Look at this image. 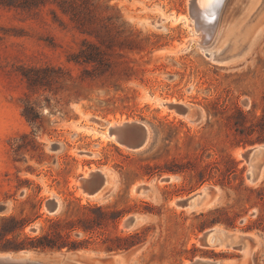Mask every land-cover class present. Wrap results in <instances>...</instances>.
Listing matches in <instances>:
<instances>
[{"label":"rangeland","instance_id":"1","mask_svg":"<svg viewBox=\"0 0 264 264\" xmlns=\"http://www.w3.org/2000/svg\"><path fill=\"white\" fill-rule=\"evenodd\" d=\"M188 1L0 0V220H33L21 235L35 236L48 219L77 220L86 206L121 215L71 235L91 237L88 249L34 259L264 264V203L254 192L264 188V166L248 181L242 157L264 144V0H226L205 45ZM117 123L146 126V147L119 146L108 128ZM93 170L110 185L90 198L82 182ZM138 185L153 192L137 194ZM202 189L210 192L199 207H177ZM133 215L144 221L127 230ZM211 229L242 237L241 250L201 245ZM137 231L133 248L104 250V239Z\"/></svg>","mask_w":264,"mask_h":264},{"label":"trees","instance_id":"2","mask_svg":"<svg viewBox=\"0 0 264 264\" xmlns=\"http://www.w3.org/2000/svg\"><path fill=\"white\" fill-rule=\"evenodd\" d=\"M95 54H98L95 52ZM86 62H95L96 59L91 52L85 54ZM258 142H264V136ZM183 169H165L164 172H181ZM201 172H198L200 175ZM200 184L203 183L201 179ZM258 200L264 203V188L254 191ZM67 207L79 209L76 205L69 203ZM86 211L81 218L69 220L66 218L48 219L46 228H41L40 233L35 236L21 235L26 226L33 222L28 219H18L16 217H5L0 220V252L16 253L19 251L51 252V251H78L88 249V238L86 240H75L72 234L78 237V233L93 234L99 232L108 222L116 223L120 218V213L110 211L108 208L86 206L81 208ZM94 213L98 216H90ZM259 229V227H257ZM141 232H134L129 235H114L103 240L106 252L127 251L139 244Z\"/></svg>","mask_w":264,"mask_h":264},{"label":"water","instance_id":"3","mask_svg":"<svg viewBox=\"0 0 264 264\" xmlns=\"http://www.w3.org/2000/svg\"><path fill=\"white\" fill-rule=\"evenodd\" d=\"M219 6L215 10V14H217L220 10ZM212 26L205 28L204 31L210 36L213 35L214 30H210ZM207 43V42H206ZM175 109L180 112L182 115H186L190 112L191 108L184 107V106H176ZM110 136H113L116 143L125 148L132 150V151H139L143 149L146 145L147 138H148V129L146 126L139 124V123H132V124H123L116 129L110 130ZM264 155V144L254 147L250 150H247L242 155L243 159L249 163L252 161L256 156ZM264 164V158L258 162L259 167L261 168ZM250 174H247L246 179L250 180ZM163 182H169L170 178H166L162 180ZM83 190L88 195H97L100 192L104 191L109 185L110 181L108 176L103 173L101 170L91 172L88 174L87 178L83 179ZM135 193H141L143 195H148L153 192L152 185H138L136 186ZM209 190H204L203 192H196L191 196L178 201L176 203L177 207L181 209H194L197 206H200L202 202L207 198L209 195ZM50 208L52 211H55L57 205L55 203L50 204ZM144 221V218L140 215H133L127 218L123 226L127 230H131L139 225L141 222ZM219 231L216 229H211L205 233H203L202 237L200 238V244L204 247H208V245L213 241L215 236H218ZM224 234V233H223ZM226 234V233H225ZM228 238L232 239L233 235H229ZM243 238L238 236V240L236 244L233 246L232 249L241 250ZM32 251H19L16 253H8V252H0V264H86L84 261L76 256L75 254L70 255H63L59 254L55 257V261L52 262H42L39 260L34 259L32 255ZM104 263L103 261H98V264ZM97 264V263H96ZM113 264H116L115 262ZM183 264V263H182ZM186 264H222L221 261L218 260H207V259H193Z\"/></svg>","mask_w":264,"mask_h":264},{"label":"bare ground","instance_id":"4","mask_svg":"<svg viewBox=\"0 0 264 264\" xmlns=\"http://www.w3.org/2000/svg\"><path fill=\"white\" fill-rule=\"evenodd\" d=\"M225 1L226 0H189L188 1V8L190 7V18H191V21H190L191 25L190 24L189 25L191 26V29L193 30L192 32H194L196 34V36L198 37L201 44L205 45L212 39V36L209 37V35L204 31V29L208 28L209 26H212V28L210 30H215L214 25H215L216 21H218V23H219V19H218L219 18V12L217 14H215V10L219 6L222 7L224 5ZM221 7H220V10H221ZM118 123H121V122H118ZM118 123L117 124H111V125H109L108 128L109 129H116V128H118L124 124V123H122V124H118ZM110 137L112 139H114L113 136H110ZM148 140H149V131H148V138H147L146 145L148 144ZM146 145H145V147H146ZM119 146H121V145H119ZM122 147H124V146H122ZM242 154H244V152ZM263 158H264V155L256 156L252 161H250L248 163L249 164L248 174H250V177H251L250 180H248V181H254L258 177L260 170L264 166V164H263V166L260 168L258 165V162ZM250 167L253 168L252 172L250 171ZM93 171H90L89 173H87L84 176V178H87L88 174H90ZM135 189H136V186H135ZM204 190H206V189H202V191H200V192H203ZM87 196L92 197L94 195H87ZM197 207H199V206H197ZM218 231H219L218 236H215L213 241L208 246H212L213 244H215V246L221 245L222 243H224L226 241H229V243L231 245L236 244V242L238 240V236L233 235V238L230 239V238H228V236H229L228 234H225V232L220 231V230H218ZM32 255H33V253H32ZM115 261H117V260L115 258L114 259L112 258V260L110 262H107V263L101 262V264H113ZM96 263L98 264V262H96Z\"/></svg>","mask_w":264,"mask_h":264},{"label":"flooded vegetation","instance_id":"5","mask_svg":"<svg viewBox=\"0 0 264 264\" xmlns=\"http://www.w3.org/2000/svg\"><path fill=\"white\" fill-rule=\"evenodd\" d=\"M95 196V195H94ZM94 196L90 197V198H94ZM214 245V244H213Z\"/></svg>","mask_w":264,"mask_h":264}]
</instances>
